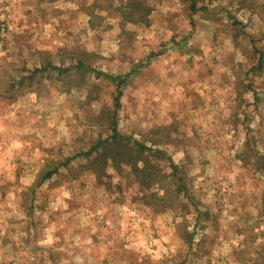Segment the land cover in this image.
Returning a JSON list of instances; mask_svg holds the SVG:
<instances>
[{
	"label": "rangeland",
	"instance_id": "1",
	"mask_svg": "<svg viewBox=\"0 0 264 264\" xmlns=\"http://www.w3.org/2000/svg\"><path fill=\"white\" fill-rule=\"evenodd\" d=\"M132 1L0 0V264H264V0H142L146 22ZM80 57L127 79L118 127L162 150L152 185L81 153L117 82L36 70Z\"/></svg>",
	"mask_w": 264,
	"mask_h": 264
},
{
	"label": "trees",
	"instance_id": "2",
	"mask_svg": "<svg viewBox=\"0 0 264 264\" xmlns=\"http://www.w3.org/2000/svg\"><path fill=\"white\" fill-rule=\"evenodd\" d=\"M199 0H193L192 2V9L193 12L198 11L199 8L205 7L206 5L198 6ZM128 6H131L132 9L140 10V13H136L133 17L135 22H146L148 19V15L150 13L151 8H149L146 3L142 0H134L129 3ZM127 8V6H126ZM142 10H145L144 13H141ZM134 13V12H131ZM140 17V18H138ZM88 53V52H86ZM264 58V55L261 54L259 56V62L258 65L262 64V60ZM49 68L52 69H58L61 72L70 71L73 69H79V70H92L95 71L97 77L106 76L111 77L112 81L117 82L118 85V94L115 96V109L112 110V113H110L109 116V125L111 128V134L105 138L98 139L89 149L83 150L81 153L85 154L88 158L91 160V165H93L95 168L98 167V160H102L103 168L107 165L108 160L113 158L115 167L121 168V165L123 163H126L130 165L132 172L136 174L137 178L141 181V183L144 184V186H150L155 181L156 177L160 174L161 171H159L155 165L148 160L147 157H145V154L151 153V152H159L162 151L160 149H154L152 146L148 145L147 143L138 140L137 138H133L132 136H127L124 133H122L118 127V120H117V109L121 106V96L123 94L122 85L127 80L126 78H123V75H112L109 74L103 70H96V68H93L91 64H88L85 62V59L79 58L77 62H72L68 66H61L56 65L52 62H49L47 65H44L41 68H37V71H43L47 70ZM50 159V158H49ZM71 158H68L66 160H62L59 163H55L56 166L52 168L51 170H47L44 174H40V180L38 182V185H43V183L52 177L55 172L60 170V167L65 165H71ZM142 160V164H140L139 161ZM180 168L178 164H175L172 162V170L169 172L172 174V176L177 181V192L181 193V191L186 189V183L183 181V179L180 177L177 179L180 173ZM101 173V172H100ZM146 175H152L148 176L146 180ZM147 181V182H146ZM147 188V187H146ZM160 198H164V196H160ZM193 238H191V241Z\"/></svg>",
	"mask_w": 264,
	"mask_h": 264
},
{
	"label": "built area",
	"instance_id": "3",
	"mask_svg": "<svg viewBox=\"0 0 264 264\" xmlns=\"http://www.w3.org/2000/svg\"><path fill=\"white\" fill-rule=\"evenodd\" d=\"M7 9V8H6ZM8 10H0V38L3 39L9 29V18L7 15Z\"/></svg>",
	"mask_w": 264,
	"mask_h": 264
}]
</instances>
